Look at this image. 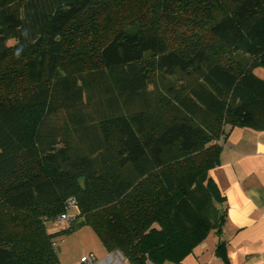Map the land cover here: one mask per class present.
I'll list each match as a JSON object with an SVG mask.
<instances>
[{"label":"trees","instance_id":"16d2710c","mask_svg":"<svg viewBox=\"0 0 264 264\" xmlns=\"http://www.w3.org/2000/svg\"><path fill=\"white\" fill-rule=\"evenodd\" d=\"M258 66L264 0H0V264H54L80 224L127 264H185L225 222L223 141L264 130Z\"/></svg>","mask_w":264,"mask_h":264},{"label":"crops","instance_id":"0c3cea01","mask_svg":"<svg viewBox=\"0 0 264 264\" xmlns=\"http://www.w3.org/2000/svg\"><path fill=\"white\" fill-rule=\"evenodd\" d=\"M209 175L224 197L226 212L218 235L226 260L214 257L213 261L264 264V130L232 128L222 143L220 163ZM110 260L107 257L96 264Z\"/></svg>","mask_w":264,"mask_h":264},{"label":"rangeland","instance_id":"374dc122","mask_svg":"<svg viewBox=\"0 0 264 264\" xmlns=\"http://www.w3.org/2000/svg\"><path fill=\"white\" fill-rule=\"evenodd\" d=\"M253 71L259 76L264 75V68L260 66L255 67ZM52 226L53 224H48L47 228L49 232L59 230L57 228L53 229ZM66 226L68 224L64 227ZM53 240L55 242V255L57 258V262L54 264H79L81 256H88L90 254L96 257V263L111 256L112 259L108 263L114 264L119 262L127 264L118 253L107 251L98 235L87 224H80L70 231L59 233ZM216 241L217 243L220 241L218 234L211 229L207 237L184 259L185 264H217V261H213L214 257L215 259H220L221 257L215 256ZM147 264L152 263L148 262Z\"/></svg>","mask_w":264,"mask_h":264},{"label":"built area","instance_id":"2783aa9c","mask_svg":"<svg viewBox=\"0 0 264 264\" xmlns=\"http://www.w3.org/2000/svg\"><path fill=\"white\" fill-rule=\"evenodd\" d=\"M65 206H66V211L63 214L57 216L54 220H52L51 223L53 224L52 226L53 229L54 228L61 229L62 227H64L66 224H68L75 218L76 213H73L71 210L75 209L76 212H78L76 198L73 196L68 197L65 201ZM109 252L118 253L121 256V258H123L126 261V258L123 256V254L120 251L115 250V251H109ZM108 258L112 259L111 256H108ZM79 264H96V257L93 254H90L88 256L86 255L81 256ZM114 264H122V263L116 262Z\"/></svg>","mask_w":264,"mask_h":264}]
</instances>
